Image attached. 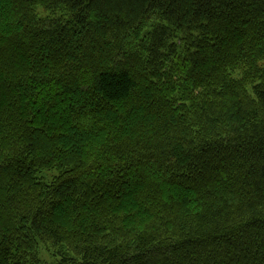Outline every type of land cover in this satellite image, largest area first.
Instances as JSON below:
<instances>
[{"label":"trees","instance_id":"1","mask_svg":"<svg viewBox=\"0 0 264 264\" xmlns=\"http://www.w3.org/2000/svg\"><path fill=\"white\" fill-rule=\"evenodd\" d=\"M264 264V0H0V264Z\"/></svg>","mask_w":264,"mask_h":264},{"label":"rangeland","instance_id":"2","mask_svg":"<svg viewBox=\"0 0 264 264\" xmlns=\"http://www.w3.org/2000/svg\"><path fill=\"white\" fill-rule=\"evenodd\" d=\"M41 258H42V260L44 261V262H46L47 264H54L55 263V260L54 259H49L48 257H47V255L45 254V253H42L41 254Z\"/></svg>","mask_w":264,"mask_h":264}]
</instances>
